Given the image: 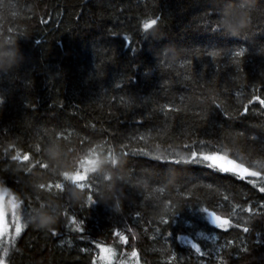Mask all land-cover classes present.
<instances>
[{"label": "trees", "instance_id": "obj_1", "mask_svg": "<svg viewBox=\"0 0 264 264\" xmlns=\"http://www.w3.org/2000/svg\"><path fill=\"white\" fill-rule=\"evenodd\" d=\"M235 12L250 17L237 36ZM0 58L18 61L0 71V189L26 225L6 264H109L97 245L111 264H264V183L184 147L264 169L248 104L264 98V0H0ZM42 210L50 229L28 223Z\"/></svg>", "mask_w": 264, "mask_h": 264}, {"label": "snow or ice", "instance_id": "obj_2", "mask_svg": "<svg viewBox=\"0 0 264 264\" xmlns=\"http://www.w3.org/2000/svg\"><path fill=\"white\" fill-rule=\"evenodd\" d=\"M214 13H216L218 15V13L214 10ZM154 20L157 24H158V20L159 18L157 17L156 19H151ZM148 20H146L143 25L145 23H147ZM142 25V27H143ZM155 26V25H153ZM213 31H220V29L218 27L215 26V22L212 28ZM250 31V29L248 30ZM112 35H116V33H112ZM124 41L125 43H127L129 46H131V41L128 39L127 36H124ZM245 38H247V36H245ZM245 52V49H240L238 52L235 53L236 56H243ZM213 56L216 55V53H212ZM117 87H120V85H117ZM3 102V97L0 96V103ZM254 102H258V104L261 106L262 109H264V98H261V96L259 95H254L249 101L248 104H253ZM212 103L216 106V108H220V105H216L215 104V100L212 101ZM244 111L247 112L248 111V106L245 105L244 106ZM222 115H224L227 118V113L226 112H222ZM252 141L253 143H255L257 145V151L259 152H264V127L258 129L256 132H254L253 136H252ZM199 144L201 146L200 150H192L190 152V156L188 158V161H186L187 163H198V164H202L206 167H209L215 171H219L221 173H229L232 174L234 177L238 178V179H246V178H259L261 180L262 183H264V169L262 170H252L251 167H247L245 166V164L243 163V167L247 169L246 172H244V174L242 175L240 172H236V171H224L222 170L220 167L213 165L209 160L204 159V156L208 153H211L213 151H204L203 148L204 147H212V145H210V142L208 141H204V140H200L198 142H193L192 145H184L185 148H195L196 144ZM9 147H11V145H9ZM5 151H7V149H5ZM37 151H39V149H37ZM27 155V154H26ZM24 156V155H23ZM21 155L19 154V152H17L16 155H13L11 157L12 160H21ZM28 157V161H29V155H27ZM181 160H183V158H181ZM236 160V159H234ZM181 161H176V163H180ZM237 162V160H236ZM238 163V162H237ZM43 167V166H42ZM26 173L27 169L24 170ZM252 184L255 186L256 180L253 179ZM5 192L7 191L6 189L4 190ZM259 191L264 193V187L259 188ZM0 197H2L4 199L3 195H0ZM90 206L93 205L95 203V200L90 196L89 200L87 202ZM9 204L11 206V215H12V223L14 225V232L13 233H7L6 229H5V207L3 208V216L2 218H0V238H3L5 236L8 237V243L11 244L13 241L16 240L17 237L20 236V234L22 233V231L24 230L25 226L24 224L21 223V205H20V201L16 200L15 198H10L9 199ZM32 207L29 206L25 209H23L24 214H28L30 209ZM205 211L208 212L207 208H204ZM245 211H250V209H245ZM209 216L211 217V221L212 223L217 226L220 229H227L228 227H240V224H232V221H230L229 219H222L220 216L216 215L215 212H211L209 213ZM217 217H219V220L217 219ZM77 228L80 231H83V229L80 227V224H77ZM243 232L247 233L249 231V228L244 227ZM53 236L57 235V232L55 229L52 230L51 233ZM123 237V236H121ZM121 240H125V238H121ZM215 242V239H214ZM229 245L232 244V241H228L227 242ZM97 247H100L101 249V253H102V259L108 260L109 264H111V257L115 255V252L111 249V248H104L101 245H97ZM193 249L195 250L196 253L200 254V255H204L205 253L202 252L201 247L196 246L195 244L192 245ZM224 247V245H221V248ZM83 251V250H82ZM217 251H219V249H217ZM9 254V249L8 247H4L3 249V253L0 254V264H6V258L8 257ZM131 255L133 257L137 256L136 251L134 250ZM220 264H224V261L221 260Z\"/></svg>", "mask_w": 264, "mask_h": 264}, {"label": "clouds", "instance_id": "obj_3", "mask_svg": "<svg viewBox=\"0 0 264 264\" xmlns=\"http://www.w3.org/2000/svg\"><path fill=\"white\" fill-rule=\"evenodd\" d=\"M250 23V17L248 14L243 12H235L234 20L230 22L228 30L232 35L237 36L239 33L246 28ZM13 63H18V61H7L0 58V71H4L7 68L11 67ZM49 155L55 160L58 155V150L55 146H51L49 149ZM117 163L126 164V159L123 156L117 157ZM72 194L75 198H79L81 193L72 190ZM58 217L54 216L48 211H40L31 218L28 219V223H31L34 227L42 230L50 229L57 223Z\"/></svg>", "mask_w": 264, "mask_h": 264}, {"label": "rangeland", "instance_id": "obj_4", "mask_svg": "<svg viewBox=\"0 0 264 264\" xmlns=\"http://www.w3.org/2000/svg\"><path fill=\"white\" fill-rule=\"evenodd\" d=\"M211 163L215 166H218L223 169H227L228 162L226 161V158L222 156H212L210 158ZM0 195L4 196V199L0 197V218L3 216V208L5 207V229L7 233H13L14 232V225L12 223V215H11V206L9 204V199L12 198L8 195L7 192H5L3 189H0ZM23 217L21 212V223L23 224ZM8 237L5 236L3 238H0V244L6 240Z\"/></svg>", "mask_w": 264, "mask_h": 264}, {"label": "water", "instance_id": "obj_5", "mask_svg": "<svg viewBox=\"0 0 264 264\" xmlns=\"http://www.w3.org/2000/svg\"><path fill=\"white\" fill-rule=\"evenodd\" d=\"M230 167H231L232 169H234V170H238L239 172H242V173H244V172L247 171V169H245V168H243L242 166L237 165V164H235V163H230Z\"/></svg>", "mask_w": 264, "mask_h": 264}]
</instances>
